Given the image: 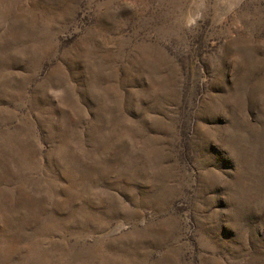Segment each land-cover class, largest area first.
Masks as SVG:
<instances>
[{
  "label": "rangeland",
  "instance_id": "1",
  "mask_svg": "<svg viewBox=\"0 0 264 264\" xmlns=\"http://www.w3.org/2000/svg\"><path fill=\"white\" fill-rule=\"evenodd\" d=\"M0 264H264V0H0Z\"/></svg>",
  "mask_w": 264,
  "mask_h": 264
}]
</instances>
